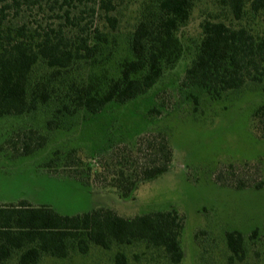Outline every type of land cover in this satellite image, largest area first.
<instances>
[{"label": "trees", "instance_id": "trees-1", "mask_svg": "<svg viewBox=\"0 0 264 264\" xmlns=\"http://www.w3.org/2000/svg\"><path fill=\"white\" fill-rule=\"evenodd\" d=\"M166 76H177L175 90L185 104L159 95L153 103L152 90ZM245 90L264 98V0H0V118L41 121L3 137L0 151L8 156L33 155L78 117L127 108L146 95L149 113L163 114L166 103L165 116L179 107L195 113L201 103ZM251 124L264 139V99L255 104ZM106 145L95 161L80 156L77 145L53 149L45 167L126 197L173 158L168 131L159 125ZM183 224L173 208L124 216L109 207L62 214L25 200L0 204V264L12 257L15 264H37L69 249L133 243L179 264ZM224 235L231 256L242 258V232ZM114 260L125 264L121 250Z\"/></svg>", "mask_w": 264, "mask_h": 264}, {"label": "rangeland", "instance_id": "rangeland-1", "mask_svg": "<svg viewBox=\"0 0 264 264\" xmlns=\"http://www.w3.org/2000/svg\"><path fill=\"white\" fill-rule=\"evenodd\" d=\"M175 79L166 76L153 88V103L160 101L159 95L164 101L185 104L175 90ZM262 99L259 93L245 90L201 103L195 113L179 107L163 116L170 111L167 104L163 114H150V96L146 95L127 108L78 117L66 130L51 133L52 140L33 155L11 157L0 151V204L25 200L62 214L109 207L124 216L173 208L184 219L180 236L184 256L179 264H264V139L253 133L251 124L252 110ZM38 119L0 118V141L12 129L41 126ZM154 125L168 131L172 162L162 174L138 183L129 196L119 195L111 186L86 185L45 167L53 149L77 145L80 156L95 161L107 150V142L121 135L132 137ZM255 227L260 236L251 239ZM232 229L245 237V254L240 259L232 257L226 245L224 233ZM118 250L125 264H170L143 243L111 244L109 249L90 245L86 253L69 249L63 258L43 255L37 264H115ZM15 260L12 257L8 263L15 264Z\"/></svg>", "mask_w": 264, "mask_h": 264}]
</instances>
